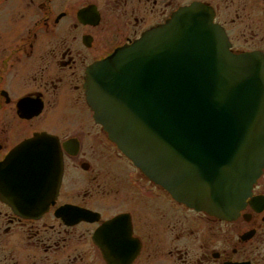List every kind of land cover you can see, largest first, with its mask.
I'll return each mask as SVG.
<instances>
[{
    "label": "flooded vegetation",
    "instance_id": "1",
    "mask_svg": "<svg viewBox=\"0 0 264 264\" xmlns=\"http://www.w3.org/2000/svg\"><path fill=\"white\" fill-rule=\"evenodd\" d=\"M192 2L231 52L264 57V0H0V164L22 163L36 136L45 148L28 154L52 149L61 170L39 215L0 194V264H264V167L233 219L195 211L120 152L86 101L89 65Z\"/></svg>",
    "mask_w": 264,
    "mask_h": 264
},
{
    "label": "water",
    "instance_id": "2",
    "mask_svg": "<svg viewBox=\"0 0 264 264\" xmlns=\"http://www.w3.org/2000/svg\"><path fill=\"white\" fill-rule=\"evenodd\" d=\"M204 11L180 8L90 65L84 88L95 121L152 182L231 219L264 165V60L232 54ZM31 147L21 164L13 153L0 165L3 198L25 216L45 209L60 179L53 150Z\"/></svg>",
    "mask_w": 264,
    "mask_h": 264
}]
</instances>
